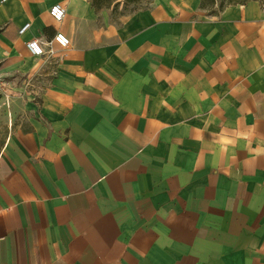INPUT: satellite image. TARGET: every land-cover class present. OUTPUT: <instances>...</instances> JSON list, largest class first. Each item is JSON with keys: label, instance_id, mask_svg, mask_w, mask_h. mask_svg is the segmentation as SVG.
I'll use <instances>...</instances> for the list:
<instances>
[{"label": "crops", "instance_id": "obj_1", "mask_svg": "<svg viewBox=\"0 0 264 264\" xmlns=\"http://www.w3.org/2000/svg\"><path fill=\"white\" fill-rule=\"evenodd\" d=\"M125 1L0 0V264H264V0Z\"/></svg>", "mask_w": 264, "mask_h": 264}, {"label": "built area", "instance_id": "obj_2", "mask_svg": "<svg viewBox=\"0 0 264 264\" xmlns=\"http://www.w3.org/2000/svg\"><path fill=\"white\" fill-rule=\"evenodd\" d=\"M5 1V0H2ZM49 14L55 22H61L66 16V7L63 3H55L49 9ZM31 27L30 22L24 23L19 29V34H24ZM28 52L33 56L53 55L57 49L65 50L71 46L70 37L60 30H56L51 39L44 40L40 37H33L25 43ZM57 46V49L55 48ZM10 81L0 73V96L6 100L10 97Z\"/></svg>", "mask_w": 264, "mask_h": 264}, {"label": "rangeland", "instance_id": "obj_3", "mask_svg": "<svg viewBox=\"0 0 264 264\" xmlns=\"http://www.w3.org/2000/svg\"><path fill=\"white\" fill-rule=\"evenodd\" d=\"M236 1H241V0H236ZM150 2H151V0H126L125 4H124V7H125L124 9L126 11H133L135 9H138V8H141V7L148 5ZM227 3H228L227 0H217L215 7L219 8V7H221ZM210 8H212V7H209V9Z\"/></svg>", "mask_w": 264, "mask_h": 264}, {"label": "trees", "instance_id": "obj_4", "mask_svg": "<svg viewBox=\"0 0 264 264\" xmlns=\"http://www.w3.org/2000/svg\"><path fill=\"white\" fill-rule=\"evenodd\" d=\"M227 1H228L227 4H229V3H233V2H238V1H236V0H227ZM241 1H245V0H241Z\"/></svg>", "mask_w": 264, "mask_h": 264}]
</instances>
